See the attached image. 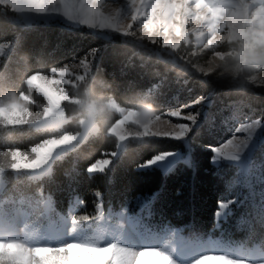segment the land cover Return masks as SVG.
Returning a JSON list of instances; mask_svg holds the SVG:
<instances>
[{
    "label": "clouds",
    "instance_id": "obj_1",
    "mask_svg": "<svg viewBox=\"0 0 264 264\" xmlns=\"http://www.w3.org/2000/svg\"><path fill=\"white\" fill-rule=\"evenodd\" d=\"M46 3L37 6L34 0H0V110L10 112L18 106L23 114L16 123L0 119V203L21 208L32 224L41 223L56 211L55 193L49 184L57 167L71 161L80 172L78 165L83 164V172L94 177L87 171L89 162L102 148L115 149L118 141L111 129L123 113L134 111L143 118L149 112L151 119L163 120L159 97L165 86L185 87L194 81L202 90L210 89V95L264 102V14L258 15L255 7L244 21L228 23L221 10H216V16L209 14L199 20L192 17L182 35L172 37L179 40L173 47L165 45L161 37L149 39L144 34L143 25L128 13V0H98L91 20L85 10L74 9V0ZM53 20L86 29L94 37L118 46L120 51L114 48L112 55L119 57L121 76L126 75L124 69H139L141 79L147 78L150 86L141 88L134 80L124 81L117 79L115 72L108 73L101 66L103 44L81 55L72 54L67 60L55 59L54 52L44 48H26L24 33L38 23L46 25ZM5 23L12 25L11 31L5 30ZM85 61L89 65L87 73L82 68ZM62 68L71 69L72 75L66 77L70 83L61 85L71 102L60 105L58 113L62 117L46 116L45 97L28 81L33 76L52 78L53 70ZM127 127L141 131L134 124ZM65 136L73 139L58 145L36 168L13 167V152L32 158L33 147ZM134 142L128 141L129 145ZM88 195L93 198V211L76 214L80 226H90L107 211L100 187L89 189ZM81 205L86 207L87 201L81 199ZM253 219L254 225L264 229V216ZM19 240L30 245L23 235Z\"/></svg>",
    "mask_w": 264,
    "mask_h": 264
},
{
    "label": "trees",
    "instance_id": "obj_2",
    "mask_svg": "<svg viewBox=\"0 0 264 264\" xmlns=\"http://www.w3.org/2000/svg\"><path fill=\"white\" fill-rule=\"evenodd\" d=\"M7 31L12 30L10 23H5ZM25 47L36 51L44 48L46 52H54V58L70 59L72 54L81 55L90 48L104 45L101 53V66L108 73L115 72L117 79L134 80L141 88L150 86L147 78L141 79L139 69H124L126 75L120 74L122 65L119 57L114 58V48L118 46L104 42L90 33L74 29L66 31L57 25H38L24 33ZM119 45V39L116 38ZM135 59V58H133ZM190 90V91H189ZM211 90H202L194 81L185 87L169 84L163 88L159 103L169 108L178 103L187 102L197 95L207 94ZM225 96L220 95L209 113L206 124L201 132L193 138L191 145H183L174 141H159L148 145H133L128 155L119 162L106 176L90 178L83 172L85 165L73 166L71 161L55 169L53 182L49 188L55 193V213L65 215L72 211L81 214L93 211V198L88 195L89 189L100 187L106 209L122 211L127 216L143 217L148 229L156 231L164 229L178 230L184 240L192 241H231L241 243L244 250L255 247L263 249L264 229L254 225L253 214L247 224L241 226L240 219L248 214L246 205L236 208L226 219L214 222L217 200L228 198L232 179L236 176V167L229 163L216 165L211 160V153L206 151L204 144L218 142L224 134L218 124L222 125L224 112L217 110L219 101ZM255 110L264 112V102L253 101ZM111 148L97 152L111 151ZM181 152L188 155V162H179L172 171L162 173L158 168L138 171L135 164L151 159L157 153ZM252 166L257 171L259 191L264 190V142L251 154ZM87 201L82 206L79 201ZM150 202L151 208L144 210L140 204ZM252 212V211H251ZM247 217V216H246ZM252 219V221H251ZM251 221V222H250ZM250 225H254L250 227Z\"/></svg>",
    "mask_w": 264,
    "mask_h": 264
},
{
    "label": "snow or ice",
    "instance_id": "obj_3",
    "mask_svg": "<svg viewBox=\"0 0 264 264\" xmlns=\"http://www.w3.org/2000/svg\"><path fill=\"white\" fill-rule=\"evenodd\" d=\"M37 6H47L46 0H34ZM98 0H74L75 10H85L89 19L96 15ZM15 6V4H14ZM255 7L258 15L264 14V0H128V13L132 19L143 25L142 31L149 39L161 37L165 45L178 46L179 40L173 41L172 37H180L185 25L192 17L199 20L202 17L216 16L221 10L225 21L231 23L236 20L247 19L249 10ZM203 9V11H201ZM132 27V25H130ZM100 49H97V53ZM85 73L89 70L87 62H82ZM72 75L71 69L53 70L52 78L33 76L28 83L35 87L46 100L45 115L62 117L58 113L60 105L71 102L65 89L61 85H68L66 78ZM78 79L82 78L77 76ZM28 99L27 97H23ZM209 97L205 94L197 95L194 99L178 103L173 107L161 109V117L151 119L150 113L145 112L143 118L134 111L123 113L122 118L113 126L111 134L116 137L118 143L114 150L100 153L99 157L89 162L87 169L91 176H106L114 167V162H119L128 155L133 145H148L159 141H174L183 145H191L207 122L206 107ZM18 106L12 110H0V119L9 123H16L17 118L22 117ZM134 124L141 129L135 132L127 126ZM264 129V114L260 118L237 120L228 129L226 137H221L218 142L205 143L206 151L211 153L212 162L219 163L221 160L228 162L239 161L241 156L249 149L250 143L257 132ZM72 137L55 138L46 143H41L31 149L33 156L24 155L20 151L12 153L13 167L16 169H34L49 153L53 152L58 145H63ZM135 141L129 145L128 141ZM174 153H157L151 159L135 164L138 171L152 170L155 166L166 160ZM232 190V186L229 191ZM235 195L237 192L234 193ZM81 204V200L79 201ZM236 203L235 198H221L217 200V210L214 213V222L218 223L226 217L232 206ZM144 210L151 208L150 202L140 204ZM121 217L126 218L127 223L137 229L145 227L143 217L135 215ZM258 216H264V207L258 209ZM72 231L80 227L81 222L76 215H70ZM25 239H29L25 236ZM102 237L97 234L89 242H71L62 246H30L16 238H0V264H175L172 255L159 247L133 248L124 246L118 242L101 245ZM193 264H243L241 261L232 259L230 256L207 251L202 253Z\"/></svg>",
    "mask_w": 264,
    "mask_h": 264
},
{
    "label": "rangeland",
    "instance_id": "obj_4",
    "mask_svg": "<svg viewBox=\"0 0 264 264\" xmlns=\"http://www.w3.org/2000/svg\"><path fill=\"white\" fill-rule=\"evenodd\" d=\"M45 25L43 22L38 25ZM46 25H57L64 30L72 31L74 29L88 32L83 28H73L64 25L55 20L50 21ZM89 33V32H88ZM92 35V34H91ZM190 91V90H189ZM207 95L209 102L206 107V115L212 112L216 99L223 94L213 93ZM195 98V97H194ZM219 101L217 110L224 112V120L222 125L218 124L222 129L223 137L229 133L227 129L237 120L243 121L250 118H260L264 112L253 105V101H238L236 97H225ZM238 101L237 103H233ZM188 102V101H187ZM184 103V102H182ZM175 105H172L173 107ZM264 142V129L257 132L253 141L249 145V149L241 156L239 161L228 162L221 160L219 163H229L236 167V176L232 179V190L228 198H235L236 203L232 206L230 212L221 219H226L230 213L236 208L246 205L248 214L241 217L240 223L244 227L247 224L248 218L258 216V209L264 207V190L259 191L254 182L258 183L257 171L252 166L251 154ZM188 155H182L181 152H175L170 155L166 160L158 163L155 168H158L162 173H168L181 161L187 163ZM237 192L235 195L234 193ZM75 209V206L73 207ZM72 209V211H73ZM69 211L65 215H59L53 212L47 216L41 223L32 224L27 221L23 210L19 207H6L0 203V238H16L21 236H28V242L32 246H62L71 242H89L93 236L99 234L102 239L99 241L101 245H106L113 241L118 242L124 246L133 248L142 247H159L172 255L175 264H193V262L204 252L215 251L226 254L232 259L241 261L243 264H264V246L263 249L244 250L241 243L222 241H192L184 240L178 230L164 231L155 229H148L147 226L133 229L128 223L126 218L120 216L122 211H112L108 209L102 212L99 219L90 226L81 225L72 231L70 222V215L73 212ZM252 211V212H251ZM75 215V214H74ZM230 217H228L229 219ZM252 221V219H251ZM250 221V222H251ZM249 222V221H248ZM219 223V222H218ZM218 223H216L218 225Z\"/></svg>",
    "mask_w": 264,
    "mask_h": 264
}]
</instances>
